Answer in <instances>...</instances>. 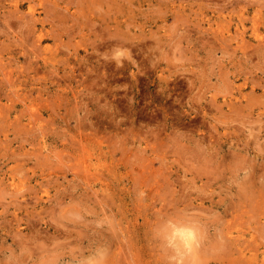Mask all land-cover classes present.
<instances>
[{"label":"rangeland","instance_id":"obj_1","mask_svg":"<svg viewBox=\"0 0 264 264\" xmlns=\"http://www.w3.org/2000/svg\"><path fill=\"white\" fill-rule=\"evenodd\" d=\"M263 93L264 0H0V264H264Z\"/></svg>","mask_w":264,"mask_h":264},{"label":"clouds","instance_id":"obj_2","mask_svg":"<svg viewBox=\"0 0 264 264\" xmlns=\"http://www.w3.org/2000/svg\"><path fill=\"white\" fill-rule=\"evenodd\" d=\"M179 54V47L176 48ZM126 53L120 50L113 52V58H120ZM241 129L249 140H255L264 130V125L247 117L239 121ZM264 146V140L260 141ZM158 237L163 243L161 254L164 264H203L201 258V245L205 241V233L200 219L185 211H179L167 218L159 225ZM28 247L7 252V264H25V257L29 255ZM82 264H104L103 257L99 254Z\"/></svg>","mask_w":264,"mask_h":264},{"label":"bare ground","instance_id":"obj_3","mask_svg":"<svg viewBox=\"0 0 264 264\" xmlns=\"http://www.w3.org/2000/svg\"><path fill=\"white\" fill-rule=\"evenodd\" d=\"M264 94V93H263ZM250 99V98H249ZM231 100V99H230ZM246 211V210H245ZM242 214V213H241ZM225 237V236H224ZM248 242H250V241H248ZM244 243H245V240H244ZM123 249V248H122ZM125 249H126V247H125ZM243 249H244V247H243ZM128 253V252H127ZM107 255V254H106ZM127 258V257H126ZM130 260V259H129ZM242 262V261H241Z\"/></svg>","mask_w":264,"mask_h":264}]
</instances>
